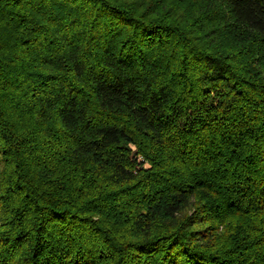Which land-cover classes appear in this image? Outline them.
Returning <instances> with one entry per match:
<instances>
[{
  "label": "trees",
  "instance_id": "16d2710c",
  "mask_svg": "<svg viewBox=\"0 0 264 264\" xmlns=\"http://www.w3.org/2000/svg\"><path fill=\"white\" fill-rule=\"evenodd\" d=\"M0 264H264V0H0Z\"/></svg>",
  "mask_w": 264,
  "mask_h": 264
}]
</instances>
